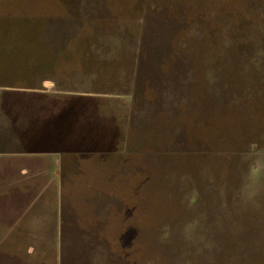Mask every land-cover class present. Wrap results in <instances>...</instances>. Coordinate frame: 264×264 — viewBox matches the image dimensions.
Returning <instances> with one entry per match:
<instances>
[{
    "label": "rangeland",
    "instance_id": "obj_1",
    "mask_svg": "<svg viewBox=\"0 0 264 264\" xmlns=\"http://www.w3.org/2000/svg\"><path fill=\"white\" fill-rule=\"evenodd\" d=\"M58 51L65 80L20 71ZM0 66L87 93L15 109L81 161L48 264H264V0H0Z\"/></svg>",
    "mask_w": 264,
    "mask_h": 264
},
{
    "label": "crops",
    "instance_id": "obj_2",
    "mask_svg": "<svg viewBox=\"0 0 264 264\" xmlns=\"http://www.w3.org/2000/svg\"><path fill=\"white\" fill-rule=\"evenodd\" d=\"M61 53L58 51L50 54L49 58L41 57L43 62L46 61L40 64L33 60L29 70L22 68L20 71L33 75L45 66L44 70L50 73L49 76L58 75V78H62L64 76L60 66L55 63L61 59ZM48 59L51 60L49 64ZM1 69L10 68L0 66ZM41 81L45 83L52 80L46 78ZM34 94H41L46 103L65 94L87 93L72 89L47 93L35 90L33 86L0 85V264H48L50 256L45 253L52 251L50 246L53 237L66 234V230L73 229L76 232L81 227L74 214V223L71 226L66 224L64 202L69 199L63 196L60 178L61 167H76L77 162L73 160L78 158L74 154L49 152V155L55 157L51 161L46 158V154L31 152L19 140L18 131L27 129L31 113L15 109L33 108V101L27 97ZM80 162L78 160V166ZM56 244L59 249V240Z\"/></svg>",
    "mask_w": 264,
    "mask_h": 264
},
{
    "label": "trees",
    "instance_id": "obj_3",
    "mask_svg": "<svg viewBox=\"0 0 264 264\" xmlns=\"http://www.w3.org/2000/svg\"><path fill=\"white\" fill-rule=\"evenodd\" d=\"M36 19H38V18H36ZM35 21H38V20H35ZM43 32V30H41V28H39L38 29V32H37V35L39 36V33H42ZM41 35V34H40ZM37 36H35V38H36ZM40 64V63H39ZM39 67H40V65H39ZM36 71V70H35ZM37 72V73H36ZM33 75H34V79H35V77L37 76V74H40V70H37ZM35 81H36V79H35ZM26 87L27 86H33V84H30V85H25Z\"/></svg>",
    "mask_w": 264,
    "mask_h": 264
}]
</instances>
